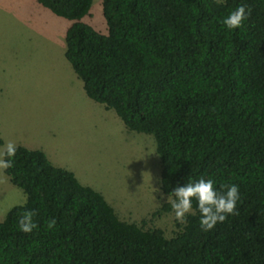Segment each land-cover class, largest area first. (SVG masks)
Here are the masks:
<instances>
[{
    "label": "trees",
    "instance_id": "16d2710c",
    "mask_svg": "<svg viewBox=\"0 0 264 264\" xmlns=\"http://www.w3.org/2000/svg\"><path fill=\"white\" fill-rule=\"evenodd\" d=\"M36 2L70 22L64 57L86 96L153 137L163 194L204 177L238 185L240 200L208 232L193 202L166 238L121 221L72 172L17 146L3 172L26 200L0 222V264H264V0H101L106 34L81 21L92 0ZM241 4L250 14L228 30L223 18ZM27 211L37 228L23 233Z\"/></svg>",
    "mask_w": 264,
    "mask_h": 264
},
{
    "label": "rangeland",
    "instance_id": "374dc122",
    "mask_svg": "<svg viewBox=\"0 0 264 264\" xmlns=\"http://www.w3.org/2000/svg\"><path fill=\"white\" fill-rule=\"evenodd\" d=\"M81 21L106 34L101 0H92ZM69 24L36 0H0L2 144L12 140L42 151L52 165L100 193L121 221L172 238L180 231L172 210L153 216L170 204L160 191L154 139L128 131L113 110L86 96L64 57ZM25 200L0 169V222Z\"/></svg>",
    "mask_w": 264,
    "mask_h": 264
},
{
    "label": "clouds",
    "instance_id": "9594fccd",
    "mask_svg": "<svg viewBox=\"0 0 264 264\" xmlns=\"http://www.w3.org/2000/svg\"><path fill=\"white\" fill-rule=\"evenodd\" d=\"M249 14L250 10H246V5L241 4L229 12L222 23L228 30H235L242 26ZM17 150V144L12 140L0 145V169L6 170L14 166ZM239 200L238 185L230 183L217 187L213 179L204 177L189 179L187 183L176 186L167 194V202L170 203L174 219L181 225L188 223L187 217L193 213V202H195L200 228L204 232L212 230L217 223H223L229 215H235ZM33 216L32 211H27L19 217L20 231L30 233L37 228Z\"/></svg>",
    "mask_w": 264,
    "mask_h": 264
}]
</instances>
